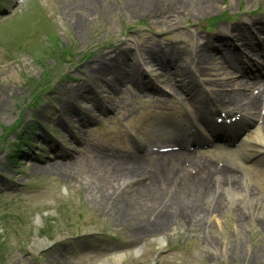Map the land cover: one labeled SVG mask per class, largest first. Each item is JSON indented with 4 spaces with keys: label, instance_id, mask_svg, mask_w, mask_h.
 Instances as JSON below:
<instances>
[{
    "label": "rangeland",
    "instance_id": "374dc122",
    "mask_svg": "<svg viewBox=\"0 0 264 264\" xmlns=\"http://www.w3.org/2000/svg\"><path fill=\"white\" fill-rule=\"evenodd\" d=\"M258 23L264 0H0V264H264V164L244 176L251 197H225L214 214L204 201L191 211L203 192L166 178L164 209L177 217L157 231L160 187L120 175L114 157L147 147L140 133L170 137L152 130L158 92L134 78L171 111L180 101L163 82L178 64L204 98L222 77L213 64L198 77L195 62L212 51L235 63L236 37L264 48ZM110 122L124 128L107 138ZM26 125L35 132L21 136Z\"/></svg>",
    "mask_w": 264,
    "mask_h": 264
},
{
    "label": "bare ground",
    "instance_id": "6f19581e",
    "mask_svg": "<svg viewBox=\"0 0 264 264\" xmlns=\"http://www.w3.org/2000/svg\"><path fill=\"white\" fill-rule=\"evenodd\" d=\"M246 46V45H245ZM219 53H212V52H207L205 55V59H201L200 64L203 65L207 62L212 63L213 61H216L215 59L218 57ZM211 58V60H209ZM219 58V57H218ZM221 58V57H220ZM222 68L226 69L227 75L228 76H233L234 75V69L228 67L229 65H226L225 62H222L220 64ZM172 82H169V85L171 86ZM193 82L189 79H186L185 83H181V86H186L188 87L189 85L192 87ZM197 84V81L195 82ZM239 86H242V83L239 84ZM175 87V86H172ZM261 87V86H260ZM173 90V89H172ZM251 91H253L252 88H250ZM264 91V90H263ZM263 92H259L255 94L251 100L246 103V104H240L238 101L235 99H229L228 104L229 106H233L234 108H238V110H241L243 112H251L257 110L259 106V101L260 98L262 97ZM241 98L245 99L246 95H238ZM161 97V96H159ZM247 100V99H245ZM240 101H242L240 99ZM222 102H225L223 100ZM257 135L258 137H255V139H252L254 141L253 143L255 144V147L253 150H251V144L249 141V138H245L242 140V144L244 146H241L245 149V153H241L240 157L244 159L251 158L255 153L254 152H260V147L261 143H263L264 139V113L262 116V120L260 123V127L257 129ZM225 137V136H224ZM248 145V146H245ZM247 153V154H246ZM169 157V162L166 161V158ZM185 163H188L187 166H184ZM120 166L123 168L122 172H120V175H125V174H132L137 171V175L139 177H143L145 173L142 172V170L145 171V164L136 162V164H129V163H119ZM255 164V162L252 163V165ZM31 167H35L33 164H29ZM212 165L209 163H204V162H196L194 159L190 157V155H183V154H171L165 156L164 162L161 165L157 166V170L154 172V175L151 177V181L148 184V188H159L160 191L157 195L159 196L160 201L158 202L160 205L158 207V215L157 218L155 219V225H153V228L151 226H148L147 229L151 230H165L166 228H169V226L172 224V217H177L176 214V209L172 210V214L165 210L164 202L163 200L167 199L168 195V181L171 176L174 175L175 171L178 170L179 172H182L185 175L183 178L178 182L182 186L190 187L192 189H196L198 193L203 192L202 195L196 200L194 203H187L192 205V209L196 210L198 207L201 209V206L205 203L207 204V210L206 212H212L214 214L215 212H218L223 204V199L226 197V199H237L240 198V195H237L238 193H243V197H251V190L244 185L243 182V177L242 174L239 171H234L228 167H223L221 170H216V169H210ZM251 166V165H250ZM148 167L153 170L155 167H151L148 165ZM37 168V167H36ZM221 168V167H220ZM243 169H247L246 167H242ZM175 169V170H171ZM157 171H160V173H156ZM243 172V171H242ZM244 173V172H243ZM147 174L150 176V173L147 172ZM119 175V176H120ZM134 176V175H133ZM124 177L122 176L120 179H123ZM165 180H159L163 179ZM153 180H155L153 182ZM125 182V181H124ZM123 184V182H122ZM165 192V194H164ZM145 197V196H144ZM140 198V196H139ZM156 198V197H155ZM140 200V199H138ZM204 201V203H203ZM247 202V200L243 201ZM149 207L150 204L148 203ZM163 205V207H162ZM162 207V208H161ZM211 210V211H210ZM181 213H185V215L188 214V216H192V218L196 221V215H191V212L188 213V211H181ZM196 214V213H195ZM202 220H199L201 223Z\"/></svg>",
    "mask_w": 264,
    "mask_h": 264
}]
</instances>
